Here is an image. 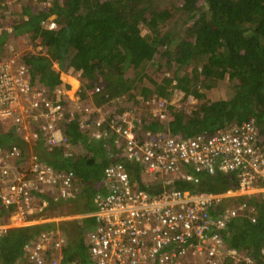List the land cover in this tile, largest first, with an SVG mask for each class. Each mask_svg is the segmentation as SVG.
Instances as JSON below:
<instances>
[{
	"label": "trees",
	"instance_id": "16d2710c",
	"mask_svg": "<svg viewBox=\"0 0 264 264\" xmlns=\"http://www.w3.org/2000/svg\"><path fill=\"white\" fill-rule=\"evenodd\" d=\"M182 1L191 9H198L199 14L188 27L191 37H182L174 47L173 37L162 31L170 12L153 9L151 0H54L46 11L23 8L21 20L14 24V33L41 39L45 45L41 52L31 48L24 52L33 81L40 80L52 88L62 82V71L74 67L80 71L83 97L88 96L89 90L100 87L92 92V101L97 106L121 96L136 101L133 88L145 74L147 62L151 61L156 70L174 67V77L164 75L160 81L153 80L154 88L144 89L143 100L153 94L167 99V119L162 122L152 114L140 120V115H135L132 121L137 131L140 126V130H164L188 137L211 134L227 125L255 118L258 141L264 145V0H204L203 4L199 0ZM52 14L58 27L44 28L42 19ZM8 37L5 31L0 37L1 43ZM198 57L200 65L196 64ZM226 76L232 79V86L221 97L212 98L210 90L218 87ZM174 90L185 96L191 94L199 101L177 106L172 102ZM122 111L106 114L101 129L108 130V134L101 137L91 134L92 126L82 128L79 115L65 123V133L73 144L85 147L83 153L65 156L62 147L49 148L40 137L33 149L55 167L73 169L82 187L75 196L66 199L39 194L40 198L47 195L48 205L30 214V219L94 211L96 193L105 190L104 169L115 161H123L131 179L139 181L140 186L150 191L163 189L161 183L147 186L142 180L140 165L123 154V142L111 126L113 120L123 121L126 112ZM14 143L26 152L28 145L15 127L0 120V145ZM236 180L231 174L218 172L203 173L198 182L178 179L174 183L190 191L221 192L235 185ZM230 200H245L255 205L256 217L255 220L246 214L233 217L227 228L221 230L223 237L232 247L252 254L257 264H264V196L243 194ZM14 207L3 209L0 203L2 213ZM94 221L88 215L12 227L0 236V264H21L27 244L41 231L55 227L62 228L69 237L62 264H88L86 235Z\"/></svg>",
	"mask_w": 264,
	"mask_h": 264
},
{
	"label": "built area",
	"instance_id": "2783aa9c",
	"mask_svg": "<svg viewBox=\"0 0 264 264\" xmlns=\"http://www.w3.org/2000/svg\"><path fill=\"white\" fill-rule=\"evenodd\" d=\"M10 1L17 0L1 4ZM37 1L44 11L54 4V0ZM41 23L47 29L58 27L55 14ZM5 31L9 37L0 41V120L14 126L28 147L25 152L15 143L0 145V203L3 209L15 206L5 213L0 210V236L23 224L90 215L95 223L86 235L88 264H257L252 254L229 245L221 233L235 216L256 217L255 205L232 202L231 197L264 196V145L258 141L255 118L211 134L183 137L164 130H140V126L137 131L126 112L122 122L113 120L111 125L123 142V154L140 165L147 186L161 183L163 189L140 186L131 179L126 164L115 161L104 169L105 190L96 193L94 211L30 219V214L47 207V195L66 199L82 187L73 169H59L33 149L40 137L49 148L62 147L63 154L70 156L75 144L64 131L65 123L79 115L82 128H94L93 136L107 135L108 130L101 129L106 119L103 107L84 103L80 73L72 74L76 81L65 82L62 71V82L52 88L33 81L31 66L14 42V25L0 22V37ZM28 48L41 52L45 45L35 39ZM98 90L96 86L92 92ZM144 101L154 117L165 122L167 99L153 94ZM218 172L234 175L236 184L225 191L207 192L181 189L174 183L178 179L198 182L203 173ZM39 194L47 195L40 198ZM220 205L224 206L220 209ZM68 241L60 227L43 230L27 244L21 264H62Z\"/></svg>",
	"mask_w": 264,
	"mask_h": 264
},
{
	"label": "rangeland",
	"instance_id": "374dc122",
	"mask_svg": "<svg viewBox=\"0 0 264 264\" xmlns=\"http://www.w3.org/2000/svg\"><path fill=\"white\" fill-rule=\"evenodd\" d=\"M32 4H26L22 0L10 1L5 5L0 2V22L4 24H15V22H19L21 20V11L23 8L36 9L37 0H32ZM182 0H151V7L155 10H169L170 14L167 19H165L164 26L162 28L163 32H169L170 37H173L172 47L175 46L176 42L184 36H189L188 27L192 24L194 19L198 16V9H191L189 6L184 5ZM200 4L204 3V0H199ZM21 16V17H20ZM147 31V28L144 27V32ZM34 38L32 39L29 35L23 34L19 36H15L14 42L24 53L25 49L30 47L33 44ZM17 47V48H18ZM166 46H162V49H165ZM159 56V54L157 55ZM151 61L147 62V67L144 69L145 74L136 82L134 92L136 93V101L134 99H129L127 96L117 97L110 102L104 104L102 107L103 113L111 114L116 111L128 112L130 117H135V115H140V117L145 116V118L152 117V108L149 105L144 104L143 97L145 95V88H154V81H160L164 75H168L174 77V67L166 68L162 70H156L151 64ZM196 64L200 65L201 60L196 59ZM80 71L76 70L74 67H70L67 71H64V81L71 82L74 76ZM73 74L74 76H69ZM76 81V80H75ZM232 79L229 76H226L223 80L220 81L219 86L210 90V94L212 98L221 97L225 90L228 89V86H232ZM74 82V81H72ZM76 83V82H75ZM92 90H89L88 96L83 97L84 103L86 105L93 104L92 101ZM230 97V96H229ZM198 99L193 95L185 96L179 90H174V96L172 98V102L177 106H182L186 104H196L198 103ZM126 109V110H124ZM7 126V125H5ZM85 151V147L81 144L74 146V153H83ZM146 181H150L148 177H144ZM60 216L59 214H53L49 217L45 218H57ZM92 228V227H91ZM89 228V229H91ZM88 229V230H89ZM23 262V261H22ZM229 263H233L229 261Z\"/></svg>",
	"mask_w": 264,
	"mask_h": 264
},
{
	"label": "clouds",
	"instance_id": "9594fccd",
	"mask_svg": "<svg viewBox=\"0 0 264 264\" xmlns=\"http://www.w3.org/2000/svg\"><path fill=\"white\" fill-rule=\"evenodd\" d=\"M3 2V1H2ZM1 2V3H2ZM26 2V1H25ZM32 2V0H28L27 2H26V4H28V3H31ZM32 4V3H31ZM5 5V4H4ZM37 8H39V2L37 1V5H35ZM25 16H27V15H25ZM14 25V24H13ZM16 36H19V34H16V33H14ZM233 176V175H232Z\"/></svg>",
	"mask_w": 264,
	"mask_h": 264
},
{
	"label": "crops",
	"instance_id": "0c3cea01",
	"mask_svg": "<svg viewBox=\"0 0 264 264\" xmlns=\"http://www.w3.org/2000/svg\"><path fill=\"white\" fill-rule=\"evenodd\" d=\"M27 2V1H26ZM25 2V3H26ZM31 3H33V2H31ZM30 4V3H29ZM4 24V23H3ZM63 77H64V73H63V75H62ZM69 76H72V74L71 75H69ZM73 77V76H72ZM72 81H75L74 79H72Z\"/></svg>",
	"mask_w": 264,
	"mask_h": 264
},
{
	"label": "water",
	"instance_id": "95a60500",
	"mask_svg": "<svg viewBox=\"0 0 264 264\" xmlns=\"http://www.w3.org/2000/svg\"><path fill=\"white\" fill-rule=\"evenodd\" d=\"M232 178L234 179V178H235V176L233 175V176H232Z\"/></svg>",
	"mask_w": 264,
	"mask_h": 264
}]
</instances>
